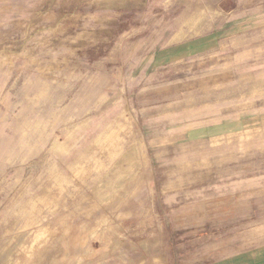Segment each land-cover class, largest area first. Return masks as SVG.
Wrapping results in <instances>:
<instances>
[{"label":"rangeland","instance_id":"1","mask_svg":"<svg viewBox=\"0 0 264 264\" xmlns=\"http://www.w3.org/2000/svg\"><path fill=\"white\" fill-rule=\"evenodd\" d=\"M263 248L264 0H0V264Z\"/></svg>","mask_w":264,"mask_h":264},{"label":"crops","instance_id":"2","mask_svg":"<svg viewBox=\"0 0 264 264\" xmlns=\"http://www.w3.org/2000/svg\"><path fill=\"white\" fill-rule=\"evenodd\" d=\"M238 264H264V248L252 250V253L244 256L242 262Z\"/></svg>","mask_w":264,"mask_h":264}]
</instances>
